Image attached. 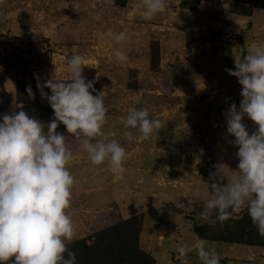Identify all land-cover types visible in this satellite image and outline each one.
I'll return each mask as SVG.
<instances>
[{"label": "rangeland", "instance_id": "1", "mask_svg": "<svg viewBox=\"0 0 264 264\" xmlns=\"http://www.w3.org/2000/svg\"><path fill=\"white\" fill-rule=\"evenodd\" d=\"M137 3L0 0V117L22 104L44 123L53 119L37 78H68L66 60L82 54L93 65L82 75L94 80L108 109L105 130H117L127 160L117 177L106 162L92 165L77 138L64 133L74 154L67 211L77 229L69 244L77 264H201L199 239L216 246L221 264H264V238L246 210L223 223L200 218L215 165L236 170L239 163L225 113L233 102L239 109L242 86L226 69L253 42L264 44V0H172L151 21ZM125 29L128 39L115 44L112 35ZM116 47L125 49L126 62L115 60ZM133 106L148 108L163 125L149 140L121 135ZM242 122L250 134L258 127L247 116ZM181 243L193 247L183 260L175 252Z\"/></svg>", "mask_w": 264, "mask_h": 264}, {"label": "clouds", "instance_id": "2", "mask_svg": "<svg viewBox=\"0 0 264 264\" xmlns=\"http://www.w3.org/2000/svg\"><path fill=\"white\" fill-rule=\"evenodd\" d=\"M170 4L172 0H138L137 8L144 21H151ZM112 39L122 44L128 39L127 30L113 34ZM113 56L120 63L128 59L123 47L114 48ZM85 65L93 66L74 53L66 60L68 78L56 74L43 82L37 78L42 98L53 109L49 122L29 115L22 104H17L19 111L0 117V264H77L69 248L78 238L77 229L67 211L75 184L68 167L74 154L65 132L77 138L79 151L87 154L92 165L106 162L107 170L117 177L125 171L126 148L116 138V129L105 130L108 109L102 91L94 89V80L82 75ZM234 65L226 71L238 78L242 99L239 109L236 103L230 104L225 118L227 133L235 137L232 144L238 147L234 155L239 163L236 170L223 163L215 165L209 174L211 186L206 183L200 218L223 223L246 210L264 238V44L253 42L245 55L234 56ZM27 92L34 96L31 86ZM245 116L258 125L251 134L242 122ZM122 122L121 135L129 142L149 140L163 126L146 107L129 108ZM61 123L65 131L57 130ZM131 129L139 135L134 136ZM194 250L201 264H221L214 244L199 239ZM190 251L193 247L183 243L175 248L180 260Z\"/></svg>", "mask_w": 264, "mask_h": 264}, {"label": "crops", "instance_id": "3", "mask_svg": "<svg viewBox=\"0 0 264 264\" xmlns=\"http://www.w3.org/2000/svg\"><path fill=\"white\" fill-rule=\"evenodd\" d=\"M226 105H224L223 107H225Z\"/></svg>", "mask_w": 264, "mask_h": 264}, {"label": "water", "instance_id": "4", "mask_svg": "<svg viewBox=\"0 0 264 264\" xmlns=\"http://www.w3.org/2000/svg\"><path fill=\"white\" fill-rule=\"evenodd\" d=\"M249 25H251V23H249Z\"/></svg>", "mask_w": 264, "mask_h": 264}]
</instances>
